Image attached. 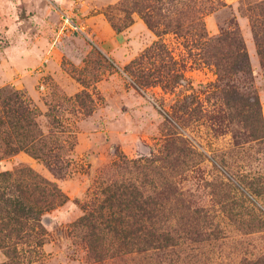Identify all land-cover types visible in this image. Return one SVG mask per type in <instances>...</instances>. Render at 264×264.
<instances>
[{"label": "rangeland", "instance_id": "obj_1", "mask_svg": "<svg viewBox=\"0 0 264 264\" xmlns=\"http://www.w3.org/2000/svg\"><path fill=\"white\" fill-rule=\"evenodd\" d=\"M257 1L213 0L205 21L209 37L240 29L252 74L234 79L252 82L259 111L224 103L216 66L172 33L163 38L186 65L185 84H135L124 67L161 38L138 11L150 0H0V172L38 176L64 200L43 213L45 243L29 264H264V227L244 223L264 218L253 179L264 174V138L243 120L250 112L264 125ZM61 10L88 34L62 30ZM177 102L191 106L180 125L166 113ZM124 180L153 193L170 241L147 244L139 224L133 242L87 225L104 189Z\"/></svg>", "mask_w": 264, "mask_h": 264}, {"label": "trees", "instance_id": "obj_2", "mask_svg": "<svg viewBox=\"0 0 264 264\" xmlns=\"http://www.w3.org/2000/svg\"><path fill=\"white\" fill-rule=\"evenodd\" d=\"M212 1L150 0L151 3L139 5L138 11L147 25L161 38L129 62L124 71L143 91L160 86L166 93L176 92L185 84L187 77L184 61L177 57L163 38L165 34L172 33L186 39V46L197 50L199 60L216 66L219 83L216 87L221 91L224 103H246L249 108L259 111V95L252 82L240 84L234 79L237 75L250 77L252 74L250 55L240 29H229L216 37L208 35L205 15L210 11ZM256 8L260 12L256 17L255 34L264 61V37L257 29L264 26V0L257 1ZM200 106L203 108V104ZM190 110V104L177 102L166 113L176 125H180V119ZM249 114L243 117L249 131L254 138L263 139L261 119L249 121ZM213 117L216 120L219 118L216 115ZM138 161H148V158L140 157ZM253 179L264 186L263 173ZM42 183L38 176H24L9 170L0 172V249L8 258L2 264H29L39 255L38 249L45 243L42 215L64 200L53 183ZM104 196L102 204L88 216L87 225L92 230L104 235L111 233L129 242L136 241V231L142 230L147 244L159 239H172L169 232L160 231L156 225L160 204L153 193L140 190L132 180H124L108 185ZM128 210L133 213L126 214ZM143 220L146 225H142ZM244 223L251 229L261 228L264 227V218ZM134 224L140 226L136 231L131 229ZM23 245L32 246L34 253L30 249L24 250Z\"/></svg>", "mask_w": 264, "mask_h": 264}, {"label": "built area", "instance_id": "obj_3", "mask_svg": "<svg viewBox=\"0 0 264 264\" xmlns=\"http://www.w3.org/2000/svg\"><path fill=\"white\" fill-rule=\"evenodd\" d=\"M61 28L62 30H72L81 32L83 34H88V27L84 22L79 21L71 13L61 10Z\"/></svg>", "mask_w": 264, "mask_h": 264}]
</instances>
